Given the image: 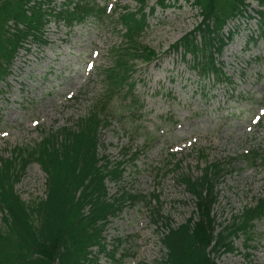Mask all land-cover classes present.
Wrapping results in <instances>:
<instances>
[{"label": "rangeland", "instance_id": "rangeland-1", "mask_svg": "<svg viewBox=\"0 0 264 264\" xmlns=\"http://www.w3.org/2000/svg\"><path fill=\"white\" fill-rule=\"evenodd\" d=\"M89 1L104 14L72 28L52 22L46 46L28 43L0 84V159L35 146L43 136L75 128L101 98L102 73L124 44L117 16L134 13L137 5L134 0ZM53 3L60 8L63 0ZM169 6L144 11L148 27L141 42L157 59L134 62L128 99L107 91L99 104L103 113L112 108L109 125L100 129V154L113 170L120 165L124 171L120 181H106L108 196L136 197L103 233L109 252H116L122 264H160L162 224L167 219L177 226L193 216L195 205L182 176L199 178L209 165L225 169L216 187L217 224L231 222L264 195V163L258 159L251 166L245 159L252 152L264 154V37L256 18L227 26L234 36L219 61L229 81L216 84L199 79L181 53L170 50L196 27L199 16L183 1ZM15 190L25 202L44 197L45 176L37 164L26 168ZM243 244L242 238L236 240L237 252L217 264H264L263 221L255 224L248 251ZM97 263L116 264L106 255Z\"/></svg>", "mask_w": 264, "mask_h": 264}, {"label": "trees", "instance_id": "trees-1", "mask_svg": "<svg viewBox=\"0 0 264 264\" xmlns=\"http://www.w3.org/2000/svg\"><path fill=\"white\" fill-rule=\"evenodd\" d=\"M134 1V13L118 15L124 44L111 56L112 67L103 72L107 88L104 95L107 91L109 95L118 93L124 100L134 86L129 76L134 62H149L156 57L141 42L148 27L145 9L152 1L155 7L164 9L179 0ZM184 1L199 11L201 21L172 49L181 46L192 57L193 68L200 76L215 73L216 81L222 82L225 77L214 58L225 46L221 31L227 20L247 10V0ZM252 1L264 8V0ZM77 2L66 0L63 8L56 11L48 0H0V84L9 75L22 45L42 42L49 23L64 22L71 27L93 14H102L89 4ZM149 12L153 13L154 7ZM258 14L264 17V12ZM101 100L75 128L61 129L33 147L17 148L11 157L0 159V264H96L95 254L108 251L103 238L105 228L126 203L134 204L136 197L125 194L114 200L108 196L106 181H120L123 171L118 166L113 170L111 162L100 154V129L112 119V108H108L106 116L100 112ZM251 155L247 159L254 165L261 156ZM260 160L264 162V155ZM34 163L45 175V198L28 205L15 186ZM224 171L220 165H209L199 178L180 179L192 197L195 212L180 225L173 226L167 219L162 224L160 264H217L223 256L237 252L235 242L239 238L243 239L244 249H250L255 224L264 222V196L236 214L231 222L217 224L213 216L218 199L216 187Z\"/></svg>", "mask_w": 264, "mask_h": 264}]
</instances>
